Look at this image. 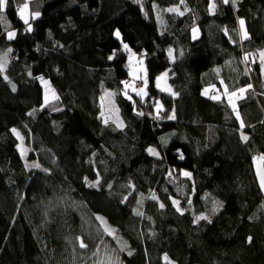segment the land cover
Wrapping results in <instances>:
<instances>
[{"label":"trees","instance_id":"trees-1","mask_svg":"<svg viewBox=\"0 0 264 264\" xmlns=\"http://www.w3.org/2000/svg\"><path fill=\"white\" fill-rule=\"evenodd\" d=\"M23 2L0 10V264H83L95 219L116 230L123 264H264V0H30L27 23ZM175 4L182 15L166 12ZM124 51L144 58L160 108L144 115L125 93ZM106 91L121 128L103 119Z\"/></svg>","mask_w":264,"mask_h":264},{"label":"rangeland","instance_id":"rangeland-1","mask_svg":"<svg viewBox=\"0 0 264 264\" xmlns=\"http://www.w3.org/2000/svg\"><path fill=\"white\" fill-rule=\"evenodd\" d=\"M24 4L25 3L22 4L23 5L22 7H23V10L26 16V20L27 22H29V19L31 18V14L29 12V8L27 4L25 5ZM169 9H175V11H169ZM166 12H172V13H176L179 15H182L184 13V11L180 8L179 4H175V5L168 7L166 9ZM21 15L25 19V16L22 14V11H21ZM35 17H37V15H33V18ZM158 20H160L159 16H158ZM241 31L243 34L244 30L242 28H241ZM198 36H199V28L196 26L192 29V38L196 39ZM7 52L0 55V65H2V70L7 68L10 62V58L8 57ZM262 52H264V50L258 53L257 61L255 60V57H254V62H257L259 66L261 65L260 68H263V72H264V57L261 56ZM124 54L129 55L127 59V62L129 63V70H128L129 79L124 83L125 93L128 94V92H130L129 94H135L136 96L142 97L140 100V105H141L140 109L143 110L142 112L144 115L149 112V109L152 110V109L160 108V104L154 103V99H150L146 97L147 90H148L147 89L148 79H147V72H146V65L144 62V58L138 57L133 52L127 53L126 51H124ZM168 57H169L170 62L174 60L173 51H170L168 53ZM248 63H253V62L248 61ZM263 79H264V75H263ZM40 83L44 89V102L47 103L50 100L54 99L56 97V94L50 82L48 80L41 79ZM156 85H157V88L164 91L165 93L167 92H169V94L172 93L170 86L168 85V81H167V71H164L157 77ZM210 88H212L211 94H210L211 97H218L222 95L223 93H225L226 91V88L224 89L221 86L219 88V91L215 89L214 87H210ZM241 89H244V91L241 92L240 91ZM241 89L235 91L236 95H232V93H228L229 98L227 97V99L229 101L227 100V102L230 106L232 105L235 107L237 105L236 103L237 98L238 97L242 98L244 94L246 93L245 88H241ZM208 90H209V87H204L203 94L204 95L207 94ZM101 106H102L101 114L103 115L104 121L113 122V124L121 128L123 126V121L121 119L119 108L116 104L115 96L113 92L107 91L105 92V94L102 95ZM155 115L156 117H158L159 114H155ZM148 127L150 128L149 124H148ZM144 138L148 141V144H149L148 150L152 149L154 150L155 154L158 155L160 150L157 146L156 141L153 139L149 129H147ZM27 149L28 148L27 147L25 148V146H22V145L20 146V144L18 145V151L20 155L22 156L24 164L28 168L38 167V164L35 161L29 160L27 158ZM150 153L153 154L152 152ZM168 160L169 161L172 160L171 156H168ZM184 170H185V173H188V175H191L190 168H185ZM95 220L96 221L87 220V223L83 221V224H90V223L95 224V228H94L95 233L91 234L92 240L88 246L89 248L87 247V255L83 260L84 261L83 264H123L120 260L119 255L117 254V251L110 246V243L107 240L109 235L113 236L114 238L116 237V230L112 228L111 226L106 225V223L102 219H99V220L95 219ZM82 235L86 236L87 233L82 232ZM120 246L125 247L123 241Z\"/></svg>","mask_w":264,"mask_h":264},{"label":"snow or ice","instance_id":"snow-or-ice-1","mask_svg":"<svg viewBox=\"0 0 264 264\" xmlns=\"http://www.w3.org/2000/svg\"><path fill=\"white\" fill-rule=\"evenodd\" d=\"M5 2H6V0H0V10L3 9V7L5 5ZM224 2L228 3L229 0H224ZM21 11L23 12V9H21ZM169 11H175V9H169ZM35 15H39V13H36ZM25 23H27V20H25ZM240 25H241V28L243 29V26H244V21L243 20H240ZM29 29H30V26H29ZM194 31H195V29H194ZM8 35H9V39H11V38H13L14 33H9ZM117 35H119V33H117ZM244 37L247 38V33H244ZM125 47H127V46L125 45ZM261 56L264 57V52L261 53ZM0 70H2V65H0ZM240 91L242 92V91H244V89H241ZM232 95H236V93L234 92V93H232ZM237 118L239 119V116H237ZM13 131H15V130H13ZM242 139L246 140L247 137L246 136L242 137ZM149 151L152 152L153 154H155L154 150L149 149ZM185 175H188V173H185ZM261 187L264 188V177H261ZM153 198H155V197H153ZM174 203H175V201H174ZM161 207H163V205H161ZM200 218L203 219L204 217H200ZM249 239H251V238H249ZM85 246L86 245H84L83 242H81V247H85ZM165 259H167V257H165Z\"/></svg>","mask_w":264,"mask_h":264},{"label":"crops","instance_id":"crops-1","mask_svg":"<svg viewBox=\"0 0 264 264\" xmlns=\"http://www.w3.org/2000/svg\"><path fill=\"white\" fill-rule=\"evenodd\" d=\"M29 1L30 0H25V2H23V3H25V4H27V6H28V8H29ZM22 3V4H23ZM22 4H15V8H16V12H17V17H18V19L21 21V22H24L25 23V20H26V16H25V13H24V10H23V12H22V14L25 16V19L23 18V16L21 15V9H23V5ZM24 4V5H25ZM7 5V0H6V2H5V5H4V7ZM29 12H30V9H29ZM30 14H31V18L29 19V21L33 18V15H35L36 13H31L30 12ZM39 15H37V17H38ZM37 17H35V18H37ZM9 50L10 49H8L7 51H5V52H7V55H8V57L10 58V52H9ZM4 52V53H5ZM3 54V53H2ZM2 54H0V55H2ZM107 92V91H106ZM109 92H111V91H109ZM105 94V93H104ZM101 101V100H100ZM102 107V106H101Z\"/></svg>","mask_w":264,"mask_h":264},{"label":"water","instance_id":"water-1","mask_svg":"<svg viewBox=\"0 0 264 264\" xmlns=\"http://www.w3.org/2000/svg\"><path fill=\"white\" fill-rule=\"evenodd\" d=\"M256 165H257V176H258V179H259V181L261 183V177H264V167L260 163L259 160L256 162ZM263 190H264V188H263Z\"/></svg>","mask_w":264,"mask_h":264}]
</instances>
